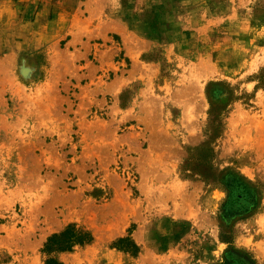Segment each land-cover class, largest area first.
I'll use <instances>...</instances> for the list:
<instances>
[{"label":"rangeland","instance_id":"obj_1","mask_svg":"<svg viewBox=\"0 0 264 264\" xmlns=\"http://www.w3.org/2000/svg\"><path fill=\"white\" fill-rule=\"evenodd\" d=\"M56 261L264 264V0H0V264Z\"/></svg>","mask_w":264,"mask_h":264},{"label":"trees","instance_id":"obj_2","mask_svg":"<svg viewBox=\"0 0 264 264\" xmlns=\"http://www.w3.org/2000/svg\"><path fill=\"white\" fill-rule=\"evenodd\" d=\"M66 232H68V229H65L63 232H61L60 234H56V233H53L49 236V238L47 239L46 241V244L45 246L47 245V248H50L52 247V243H55L54 244V247H57V248H64L65 246H67L70 242H71V238L70 237H67L65 234ZM65 235V238L63 237L61 239L62 236ZM53 264H61L60 262L56 261V262H53Z\"/></svg>","mask_w":264,"mask_h":264}]
</instances>
